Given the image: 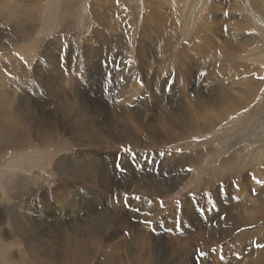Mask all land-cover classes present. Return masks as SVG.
<instances>
[{
  "label": "rangeland",
  "instance_id": "374dc122",
  "mask_svg": "<svg viewBox=\"0 0 264 264\" xmlns=\"http://www.w3.org/2000/svg\"><path fill=\"white\" fill-rule=\"evenodd\" d=\"M9 1L18 5L33 3L32 0ZM66 1L75 7L70 13L64 7ZM106 1L45 0L38 11L43 15L31 38L21 32H9L0 40V45L6 40H17V50L9 54L4 53L7 49L0 50V72L5 76L13 68L9 64L17 61L24 65L31 60L28 65L31 71L42 64L41 81L29 74L35 88L30 92L18 90L17 96L21 102H33L39 112L46 114L51 124L53 122L51 135L55 131V135H44L33 142L28 133L25 135L26 130L19 127L9 140L13 142L9 148L0 149V264H26L27 252L34 250L56 260L66 248L76 250L73 252L77 253L80 264H134L137 260L130 254L131 250L139 256L145 253L143 260L151 261L148 264H264V248L252 243L264 242V214H257L258 219L253 216L257 213L255 206L264 209L259 200L264 196V185L256 182L264 181V136H261L264 134V79H260L264 77V61L254 60L259 51L264 60L262 12L254 8L253 0ZM92 4L102 8V17H92ZM189 8H192L188 13L191 18L187 20ZM14 9L15 6H9L8 14L4 15L14 16ZM123 11L128 16L124 17ZM48 14L50 21L46 24ZM175 14L180 16L179 29L170 33L173 23L164 22ZM4 15H0V20ZM128 17L133 22H128ZM9 19L12 18L7 17L0 23V29L10 28ZM240 20L250 26L243 31L235 29ZM20 27L25 30L26 26ZM169 33L174 43L164 51L166 48L163 49L158 37L155 39L153 35L168 37ZM119 35L129 44H120L116 38ZM246 35L257 40L256 46L246 48L242 41ZM53 43H56L57 58L56 55L46 57L44 53ZM232 49L235 62L242 63L241 67L228 63ZM234 66L239 70L235 71ZM58 69L64 81H57L59 85L54 88L46 87L51 73ZM256 74L259 91L247 99L249 89L245 81L253 80ZM216 90L223 92V99L211 109L208 102ZM81 101L98 107L94 117L103 119L102 123H114L115 129L130 126L132 133L136 132L132 135L136 142H115L110 134L101 133L103 143L93 148L75 142L78 139L73 132L57 133L59 127L68 128L62 121L70 107L80 113ZM232 101L240 103L241 108L222 115ZM127 108L142 114L131 112L125 119V111L121 110ZM213 117L215 121L213 119L211 124ZM158 118L164 124L163 130ZM155 125L156 131H148ZM239 128L243 129L236 132ZM44 137L53 143L46 144ZM65 142L71 146L61 147ZM33 143L40 144L33 148ZM122 148H130L135 154L127 155ZM260 153L263 155L258 158ZM28 155L37 159L25 167ZM58 160L63 163L57 164ZM160 183L165 186L161 187ZM253 188L257 195L252 194ZM125 193L131 207L124 206ZM136 196L140 197L139 201L133 199ZM114 198H119L120 203ZM250 208L256 210L252 212ZM242 212H247L245 218ZM142 220L149 224L140 223ZM232 220L240 227L236 226L234 232L230 230ZM58 229L61 233L50 241ZM62 233L68 235L61 242ZM86 233L97 242L87 245ZM135 234L138 238L134 239ZM120 241L122 246L118 245ZM74 243L81 245H76V249ZM146 246L150 247L148 255ZM19 250L24 253L18 254ZM198 250L205 253L203 258L197 254ZM78 255L83 258L81 261ZM1 258L5 259L4 263Z\"/></svg>",
  "mask_w": 264,
  "mask_h": 264
},
{
  "label": "bare ground",
  "instance_id": "6f19581e",
  "mask_svg": "<svg viewBox=\"0 0 264 264\" xmlns=\"http://www.w3.org/2000/svg\"><path fill=\"white\" fill-rule=\"evenodd\" d=\"M36 1H39V3H36ZM41 0H32V2L33 3H30V4H27V5H18V3L17 2H12V1H9V0H0V8L1 9H3V11H1L0 12V15L2 14V15H4L7 11H6V8H8L9 6H11V5H13V6H15V9H14V16L13 15H8V16H5L4 18H2L1 20H0V23L1 22H4L5 20H6V18L8 17V18H12V19H9L10 21H8V23H9V26H10V28H6V30H4V29H0V40H2V39H5V37L3 36V34H6L7 35V33H15V32H21V33H23V34H25V36L26 37H28V38H31L33 35H34V33H35V31H36V29H35V25H37V21L38 20H40L41 19V16L43 15H41L38 11H39V8L40 7H42V5H43V3H44V1L45 0H42L43 2H40ZM99 1V0H98ZM102 1V0H101ZM108 1V0H107ZM106 1V2H107ZM181 1V0H180ZM189 2H192V1H195V0H188ZM198 1V0H197ZM105 2V1H104ZM111 2V1H110ZM253 6H254V8L255 9H258V10H260L261 12H262V15H263V17H264V0H253ZM108 3H109V1H108ZM156 3V2H155ZM181 3V2H180ZM49 4V3H48ZM99 4V3H98ZM116 4V3H115ZM160 6V5H159ZM177 6V5H176ZM64 7H65V9H67L68 11H69V13L70 12H72V10H74V5H73V3H71V2H69V1H66V5H64ZM101 8V7H100ZM100 8L98 7V6H96V5H94V4H92V6H91V15H92V17H95V18H99L100 16H101V12H100ZM179 8V7H178ZM102 9V8H101ZM192 8H189L188 10H187V15L185 16L186 17V19L188 20L189 18H191L190 16H189V11L191 10ZM50 11H52V10H50ZM102 11V10H101ZM105 11V10H104ZM147 11H149V13L151 12L150 10H147ZM160 11V10H159ZM103 12V11H102ZM155 12V11H154ZM125 13V16L124 17H126V16H128V14H127V12L126 11H123V14ZM145 13H147V12H145ZM144 13V14H145ZM7 14H8V12H7ZM104 14V13H103ZM106 14H108V13H106ZM191 14V13H190ZM146 15V14H145ZM154 15V14H153ZM72 16H74V13L72 14ZM102 17V16H101ZM179 15H177V14H175V15H173V16H171L170 18H167V21L166 22H164V24L165 23H169L170 21V23H173V24H171V27H172V30H171V32L170 33H172L173 31H175V32H177L178 31V29H179V26H178V22H179ZM146 18L148 19L149 17L148 16H146ZM154 18H155V16H154ZM153 18V19H154ZM122 19V18H121ZM129 20H131L129 17H128V22H129ZM155 20V19H154ZM12 21V22H11ZM50 21V14H48L47 15V19L45 20V23L46 24H48V22ZM132 21V20H131ZM173 21V22H172ZM127 22V23H128ZM133 22V21H132ZM162 22V23H163ZM23 25V27L24 26H26L25 27V30H21L20 28V26H22ZM167 26V25H166ZM248 26H250L249 25V23L248 22H245L244 20H240L236 25H235V29H237V30H239V31H243V30H245V29H247L248 28ZM135 27V24L133 25V27H130L131 29H133ZM157 27H158V25H157ZM160 27V26H159ZM170 27V26H169ZM162 28V27H161ZM166 28V27H165ZM148 29V28H147ZM137 30V29H136ZM251 31V30H250ZM249 31V33H251ZM167 34L168 35V37H163V35H153V37L155 38V39H157V37H158V40H159V43H160V45H161V47L164 49V48H166V49H164V51L166 50L167 51V49H169L168 47H170V46H172L173 45V43H174V39H173V37L171 36V34ZM30 34V35H29ZM175 34V33H174ZM29 35V36H28ZM117 35V34H116ZM173 35V34H172ZM147 36V35H146ZM174 36V35H173ZM8 37V36H7ZM6 37V38H7ZM148 37V36H147ZM175 37V36H174ZM117 39H118V41L120 42V44H122L123 46H126V45H128L129 44V42H127V39L123 36V35H119L118 37H116ZM112 41V40H111ZM242 41H243V43H244V45L246 46V48L247 47H249L250 45H253V46H256V43H257V40L255 39V38H253V37H251L250 35H246V36H243V38H242ZM16 43H17V40L16 39H10V40H6L5 41V43L3 42V43H1V45H0V50H3V49H7V50H4V53H6V54H9L10 52H13V51H15V50H17L18 48H17V46H16ZM26 44V43H25ZM54 44H56V43H53L52 45L51 44H49V46H50V48L48 49V47H47V50H49L47 53H44L45 54V56L46 57H50V58H53L55 55H56V58H57V54H56V52H55V50H56V47H54ZM20 45V44H19ZM227 45V44H226ZM223 46V45H222ZM224 46H225V44H224ZM223 46V47H224ZM21 47V46H20ZM222 47V48H223ZM214 49V48H213ZM260 49H262V48H259V50ZM45 50V49H44ZM226 50V49H225ZM258 50V51H259ZM27 52H29V51H27ZM26 52V53H27ZM262 52V51H261ZM233 53H234V50L232 49V55L231 54H228L229 55V57H228V59H227V61H228V63H230V64H234L235 66H242V63L241 64H237L236 62H235V57H234V55H233ZM72 54V53H71ZM74 54V53H73ZM166 54V53H165ZM259 54H260V51L257 53V54H255L254 55V60H256V61H258V62H263L264 60H262V58L263 57H261V56H259ZM178 55V54H177ZM14 55H12L11 57H13ZM32 56V55H31ZM142 56V55H141ZM144 56V55H143ZM143 56H142V58H143ZM180 56V55H179ZM73 57V56H72ZM168 57V56H167ZM253 57V56H252ZM6 58V57H5ZM55 58V57H54ZM123 58V57H122ZM146 59V58H145ZM162 59V58H161ZM164 59H166V58H164ZM168 60L170 59V56L167 58ZM167 60V61H168ZM179 60H180V58H179ZM182 60V59H181ZM218 60H219V58H218ZM223 60V59H222ZM146 61V60H145ZM217 61V60H216ZM219 62V61H218ZM30 63H31V60H30ZM30 63H27V64H22V63H20V62H14V63H12V64H9L10 65V67H13L12 69H10V70H8V74L5 76L4 75V72H0V149H3V148H9L8 146H10L12 143H10V138H11V136H12V134L14 133V130L17 128H19V127H22L23 129H24V131L26 130V133H25V135L28 133V135H29V137L28 138H30V139H32V141L34 142L35 140L37 141V138H40V140H41V138H42V136H46V135H51V125L53 124V122H52V124H51V120L49 121V119L46 117V114H41V112H39V110H38V108L35 106V104L33 103V102H31V103H29L28 101H23V102H21L20 100H18V96H17V92H18V90H24V91H26V92H30V91H32L34 88H35V86H33V83L31 82V79L29 78V74H34L35 76L34 77H36V79H37V81L38 82H40L41 81V76L43 75V70L42 69H44V68H42L41 67V63H39V65H37L36 66V68L35 69H33V71H31V69H30V67H28V65L30 64ZM54 63H56V61L54 62ZM94 63V62H93ZM163 63H164V61H163ZM165 63H166V61H165ZM181 65H182V63L181 62H179ZM215 64V63H214ZM46 65V64H45ZM54 66H56L55 64H53ZM52 65V66H53ZM76 65V64H75ZM123 65H125V64H123ZM122 65V66H123ZM150 65V64H149ZM4 67H6L5 65H3ZM48 66H49V64H48ZM51 66V65H50ZM183 66V65H182ZM235 66H234V70L235 71H237V70H239V69H235ZM245 67V66H244ZM251 67V66H250ZM249 67V68H250ZM158 68V67H157ZM182 68V67H181ZM238 68V67H237ZM247 68V67H246ZM248 68V69H249ZM251 68H253V67H251ZM51 69V68H50ZM241 69V68H240ZM247 69V70H248ZM6 70V69H5ZM47 70H48V68H47ZM153 71V70H152ZM156 71V70H155ZM160 71V70H159ZM49 72H50V70H49ZM121 73V72H120ZM48 75V74H47ZM57 75H58V77H57ZM43 77H44V75H43ZM48 77H49V75H48ZM258 74H256L255 75V77H254V79L253 80H246L245 82H246V86L248 87V89H249V92H247V94H246V97H248L247 99H249L253 94H257L258 93V88H259V84H258ZM57 81L58 82H63L64 81V77H63V75H62V73L60 72V70L58 69L57 71H55V72H53V73H51V75H50V77H49V79L46 81V83H45V86L46 87H48V88H54L56 85H59V83H57ZM37 82V83H38ZM44 82V81H43ZM61 84V83H60ZM136 84V83H135ZM43 85V84H42ZM58 87H60V86H58ZM57 87V88H58ZM63 87V86H62ZM219 89V88H218ZM226 90V89H225ZM224 90V91H225ZM60 91V90H59ZM51 92V91H50ZM58 92V91H57ZM227 92V91H226ZM225 92V93H226ZM58 93H60V92H58ZM67 93V92H66ZM55 94V93H54ZM68 94V93H67ZM19 95V94H18ZM227 96H229V94H226ZM68 97V96H67ZM30 98V97H29ZM61 98V97H60ZM59 97H58V99H60ZM83 98V97H82ZM127 98V97H126ZM211 98V100L208 102V105L211 107V109L213 108V107H215L214 106V104H216V103H218V102H221V100L223 99V92L221 91L220 92V90L219 91H215L214 93H213V95L210 97ZM234 98V97H233ZM243 98H245V97H243ZM66 99V98H65ZM186 99V98H185ZM187 99H189V98H187ZM237 99V98H236ZM252 99V98H251ZM18 100V101H17ZM23 100V99H22ZM88 100V99H87ZM172 100V99H171ZM170 100V101H171ZM227 100H230V98L229 97H227ZM232 100V99H231ZM230 100V101H231ZM60 101V100H59ZM67 101V100H66ZM176 101H177V97H176ZM225 101V100H224ZM239 101H240V99H239ZM242 101H245V100H242ZM247 101V100H246ZM62 102V101H61ZM195 102V101H194ZM241 102V101H240ZM24 103V104H23ZM38 103V102H37ZM74 103V102H73ZM167 103V102H166ZM173 103H174V101H173ZM182 103H184L183 101H182ZM188 103V102H187ZM247 103V102H246ZM58 104V103H57ZM63 104V103H62ZM65 104V103H64ZM168 104H170V103H168ZM176 104H177V102H176ZM220 104V106H221V103H219ZM219 104H218V106H219ZM248 104V103H247ZM38 105V104H37ZM59 105V104H58ZM94 105V104H93ZM96 105V104H95ZM166 105V104H165ZM184 105H185V103H184ZM183 105V106H184ZM190 105V104H189ZM189 105H187V107H189ZM243 105H245L244 103H243ZM249 105V104H248ZM11 106H12V108H11ZM78 106L80 107V113H77L78 111L77 110H74V112H73V110H72V108L70 107L69 109V111L66 113V115H65V117H64V119H63V121H62V123H65L66 124V126L68 127V128H58L57 130H56V132L57 133H62V134H66V133H74L75 134V138L76 139H78L77 141H75V142H79V143H81V142H83V144H86L87 146L89 145V146H91V147H93V148H95L97 145H100L101 143H103V141H102V134L101 133H103L104 135H106V134H110V136L109 137H111V140L112 141H115V142H127V143H135L136 141H134V140H136L135 139V136H132V135H134L133 133H132V129L131 128H129V127H127L126 125H124V126H126L125 128H123V127H121L120 129H118V127L115 129V125L113 126V124L114 123H111L112 125H109V124H104V123H102V121H103V119L102 120H97V119H95L96 117H94V114H96L97 113V111H99V110H97V108H95L94 106H92V104L90 105V103H87L86 101H81V102H79V104H78ZM170 106V105H169ZM177 106V105H176ZM175 106V107H176ZM182 106V107H183ZM218 106H217V108H218ZM191 107V106H190ZM190 107H189V109H190ZM56 108V107H55ZM58 108V107H57ZM59 108H60V106H59ZM61 108H62V105H61ZM65 108V107H64ZM73 108H76V107H73ZM180 108H181V106H180ZM239 108H241V104L240 103H236V101H232L230 104H229V107L227 108V109H225L224 111H223V113H222V115L223 114H230L231 112L233 113L234 111H236V110H238ZM188 109V108H187ZM188 109V110H189ZM215 109V108H214ZM175 110L176 111H178L179 110V108L178 107H176L175 108ZM106 111V110H105ZM125 111V112H124ZM136 111H139V110H133V111H131L130 109H124V110H121V112H124V115H125V119H127V117H129V116H127V115H129V113H131V112H133V113H135ZM256 110H254L253 111V113L255 112ZM46 113V111H43V113ZM120 112V113H121ZM147 112V111H146ZM194 112V111H193ZM218 112V111H217ZM99 113V112H98ZM116 113V112H115ZM139 113H141V111H139ZM183 113H184V111H183ZM187 113H191V111L190 112H188L187 111ZM220 113V112H219ZM142 114V113H141ZM140 114V115H141ZM148 114V113H147ZM180 114V113H179ZM200 114V113H199ZM198 114V115H199ZM218 114V113H217ZM178 115V114H177ZM181 115V114H180ZM48 116V115H47ZM127 116V117H126ZM176 116V115H175ZM175 116H174V118H175ZM185 116V115H184ZM205 116V115H204ZM208 116V115H207ZM207 116H205V118L207 119L208 117ZM116 117V116H115ZM118 117V116H117ZM136 117V116H135ZM139 117V120L140 121H143V119H141L140 117L141 116H138ZM148 117V116H147ZM147 117L145 118V119H147ZM158 117H159V115H158ZM179 117V116H178ZM186 117H189L188 115L186 116ZM203 117V116H202ZM174 118L172 119V120H174ZM183 118H185V117H183ZM193 118V117H192ZM198 118V117H197ZM199 118H200V116H199ZM226 118V117H225ZM248 118V117H247ZM101 119V118H100ZM116 119V118H115ZM145 119H144V121H145ZM187 119H189V118H187ZM213 119H214V121H215V118L213 117V118H211L210 119V122H211V124H212V121H213ZM80 120V121H79ZM130 120V119H129ZM128 120V121H129ZM160 119L158 118L157 119V122L159 121ZM167 120H169V119H167ZM60 121V120H59ZM131 121V120H130ZM163 121H165L164 119H163ZM181 121V120H180ZM200 121V120H199ZM204 121V120H203ZM160 122L161 121H159V124H160ZM166 122H168V121H166ZM170 122V121H169ZM174 122H175V120H174ZM177 122H179V121H177ZM182 122V121H181ZM181 122H180V124H181ZM185 122V121H184ZM183 122V123H184ZM146 123V122H145ZM144 123V124H145ZM163 122H161V124H162ZM172 123V122H171ZM215 123H217V122H214V124ZM131 124V123H130ZM137 124V123H136ZM160 124V125H161ZM165 124H167V123H165ZM172 124H174V123H172ZM176 124V123H175ZM179 124V125H180ZM185 124H186V122H185ZM190 124H192V123H190ZM203 124V123H202ZM208 124H209V121H208ZM213 124V125H214ZM55 125V124H54ZM53 125V126H54ZM157 125V124H156ZM152 126V127H149L148 129V131H150V129H155V131H156V129H157V126ZM160 125H158V126H160ZM164 124H162V126H161V129L160 130H163L162 129V127H164L163 126ZM241 125V124H240ZM169 126V125H168ZM167 126V127H168ZM194 126H195V124H194ZM203 126H204V124H203ZM205 126H206V120H205ZM209 126H210V124H209ZM144 127V126H143ZM170 127H172L171 126V124H170ZM200 127H202V126H200ZM213 127V126H212ZM214 128H215V126H214ZM263 129H264V123H263V127H262ZM16 129V130H17ZM159 129V128H158ZM166 129V128H165ZM169 129V128H168ZM175 129V128H174ZM188 129V128H187ZM207 129V128H206ZM211 129H213V128H211ZM243 128H239L238 130H236V132H238V131H240V130H242ZM262 129V130H263ZM135 130H139L137 127H135ZM172 130V129H171ZM158 131V130H157ZM256 131V130H255ZM54 133L52 134V135H55V131H53ZM190 131H188V133H189ZM234 132V131H233ZM23 133V132H22ZM163 133H164V131H163ZM178 133V132H177ZM191 133V132H190ZM189 133V134H190ZM174 134V133H173ZM256 136H258L259 137V133H254ZM17 135H19V133L17 134ZM51 135V136H52ZM56 135H59V134H56ZM166 135H167V133H166ZM177 135V134H176ZM184 135H186L185 133H184ZM188 135V134H187ZM186 135V136H187ZM264 136V134H262L261 133V136ZM21 136V135H20ZM50 136V137H51ZM61 136V135H60ZM60 136H59V138H60ZM63 136V135H62ZM178 136V135H177ZM186 136H185V138H186ZM16 137V136H15ZM49 137V136H48ZM48 137H44L43 138V140L46 142V144L48 143V145H51V143H53L52 142V140L54 141V137H51L50 139H52L51 140V142H50V140H49V138ZM182 137H183V135H182ZM25 137H23V140L24 141H26L25 139H24ZM27 138V137H26ZM48 138V139H47ZM63 138V137H62ZM75 139V140H76ZM105 139V138H104ZM107 139H110V138H107ZM134 139V140H133ZM177 139V138H176ZM183 139V138H182ZM181 139V140H182ZM14 140V142H15V139H13ZM57 140H58V138H57ZM19 141V140H18ZM21 141V140H20ZM19 141V142H20ZM28 141V140H27ZM26 141V142H27ZM44 141H42V142H44ZM159 141V140H158ZM258 141V140H257ZM23 142V141H22ZM45 142L43 143V144H45ZM56 142V141H55ZM74 142V141H73ZM106 142V141H105ZM16 143V142H15ZM18 143V142H17ZM36 143V142H35ZM41 143V142H40ZM39 143V144H40ZM165 142H162V144H164ZM32 144V143H31ZM39 144H34L33 143V148H34V146H37V145H39ZM76 145H77V143H75ZM82 144V145H83ZM166 144V143H165ZM164 144V145H165ZM17 145V144H16ZM65 145H67L68 146V148L71 146L69 143H67V142H65V143H63V144H61V147H64ZM79 145V144H78ZM107 145V144H106ZM109 145V144H108ZM128 145V144H127ZM159 145H161L160 143H159ZM163 145V146H164ZM42 146V145H41ZM55 146V145H54ZM102 146V145H101ZM16 147V146H15ZM17 147H18V145H17ZM16 147V148H17ZM42 147H44L45 148V146L43 145ZM50 147V146H49ZM73 147V146H72ZM99 147V146H98ZM115 147V146H114ZM47 148V147H46ZM116 148V147H115ZM60 150V149H59ZM73 150V149H72ZM1 151V150H0ZM4 151V150H3ZM67 151V150H66ZM5 152V151H4ZM90 152V151H89ZM0 153H2V151L0 152ZM177 154V153H176ZM185 154V153H184ZM180 155V154H179ZM259 155V156H258ZM257 156H258V158L259 157H261L263 154H258ZM4 156V155H3ZM176 156V155H175ZM27 158H26V160H24V166L25 167H28L30 164V162L31 161H34V160H36L37 159V156H32V155H28V156H26ZM64 157V156H63ZM14 158H16V156H14ZM68 158V157H67ZM255 158H256V155H255ZM257 158V159H258ZM62 159V158H61ZM229 159V158H228ZM227 159V160H228ZM237 158H235V160H236ZM231 161H232V159H230ZM234 160V159H233ZM63 161V160H62ZM61 160H58L56 163L58 164V163H61L62 162ZM229 161V160H228ZM231 161L228 163V164H230L231 163ZM180 162V161H179ZM36 163V162H35ZM63 163V162H62ZM225 164H226V162H224ZM234 165V164H233ZM227 166V165H226ZM173 167H175V165L173 166ZM59 168V167H58ZM68 168V167H67ZM176 168V167H175ZM9 171H10V169H8ZM181 170V169H180ZM7 171V170H6ZM89 171V170H88ZM8 172V171H7ZM9 173V172H8ZM7 173V174H8ZM240 173V172H239ZM241 173H243V172H241ZM13 176V174L12 173H10V174H8V176ZM13 178V177H12ZM79 178V177H78ZM77 178V179H78ZM84 179V178H83ZM219 179H220V177H219ZM222 179H223V177H222ZM79 180V179H78ZM163 180V179H162ZM175 180V179H174ZM89 181V180H88ZM167 181V180H166ZM169 181V180H168ZM87 182V181H86ZM154 182V181H153ZM172 183L171 184H173V186H176V185H174V183H173V181H171ZM178 182V181H177ZM177 182H176V184H177ZM132 183V182H131ZM144 183V182H143ZM164 183V182H163ZM155 184H157V182H155ZM165 184H167V183H165ZM168 184H169V182H168ZM73 185V184H72ZM90 185H92V184H90ZM117 185V184H116ZM127 185V184H126ZM158 185H159V183H158ZM160 185H162L161 183H160ZM170 185V184H169ZM163 186H165L164 184L161 186V187H163ZM155 187H157V186H155ZM160 187V186H159ZM160 187V188H161ZM238 187V186H237ZM160 188H158V189H160ZM165 188V187H164ZM166 188H168V186L166 187ZM169 188H170V186H169ZM160 190H164V189H160ZM167 190V189H166ZM171 189H169V191H170ZM173 190V189H172ZM171 190V191H172ZM159 191V190H158ZM157 191V192H158ZM162 192V191H161ZM163 192H165V190L163 191ZM167 193H169L168 191H166ZM99 194V193H98ZM159 194V193H158ZM11 196V195H10ZM9 196V197H10ZM21 196H23V195H21ZM162 197H163V195H162ZM259 200H260V204L262 205V207H264V196L262 195V196H260V198H259ZM189 203V202H188ZM188 205V204H187ZM160 206V205H159ZM189 206V205H188ZM239 206H240V204H239ZM161 207V206H160ZM162 208V207H161ZM254 208V207H253ZM253 208H250L251 209V211L253 212V210H256V212L257 213H254V215L253 216H255L254 217V219L256 218V219H258L257 218V214H264V209H262L260 206H255V208L256 209H253ZM16 209H18V208H16ZM170 209V208H169ZM240 209H241V207H240ZM237 210V209H236ZM248 210V209H247ZM235 211V210H234ZM243 211V210H242ZM159 212V211H158ZM255 212V211H254ZM243 213V212H242ZM245 213V216H244V218L246 217V213L247 212H244ZM243 213V214H244ZM238 214V213H237ZM236 215V214H235ZM261 215V216H262ZM80 216V215H79ZM238 216V215H237ZM259 216V215H258ZM264 216V215H263ZM239 217V216H238ZM260 217V216H259ZM242 218L243 217H241V220H242ZM264 218V217H263ZM233 219H235V218H233ZM251 219V218H250ZM254 219H251V220H254ZM35 220V219H34ZM85 220V219H84ZM220 220V219H219ZM244 220V219H243ZM246 220H248L247 218H246ZM262 220H264V219H262ZM261 220V221H262ZM233 221V220H232ZM229 222V221H228ZM234 222V221H233ZM243 222L244 221H242V226H243ZM254 222H256V221H254ZM4 223V222H3ZM247 222L245 221V224H246ZM260 223V222H259ZM64 224V223H63ZM256 224H257V222H256ZM2 225V224H1ZM4 225V224H3ZM52 225V224H51ZM60 225V224H59ZM23 226V225H22ZM47 226V225H46ZM58 226V225H57ZM239 227L238 225H236V223L234 222L233 224H232V226L230 227V228H232V229H230L232 232H234L235 230H236V228L235 227ZM246 226V225H245ZM5 227V226H4ZM37 227V226H36ZM82 227V226H81ZM244 227V226H243ZM247 227H248V225H247ZM63 228V227H62ZM64 228H66V227H64ZM211 228V227H210ZM240 228V227H239ZM1 229H3V226H2V228ZM5 229H6V227H5ZM78 229V228H77ZM212 229V228H211ZM26 230V229H25ZM46 230V229H45ZM72 230V229H71ZM75 230V229H74ZM79 230V229H78ZM2 231V230H1ZM12 231V230H11ZM66 231H67V229H66ZM230 231V232H231ZM31 232H33V230L31 231ZM208 232V231H207ZM211 232L212 233H214L215 234V232L213 231V230H211ZM231 232V233H232ZM38 233V232H37ZM44 233V232H43ZM61 233V230L60 229H58V231L52 236V237H50L49 238V240L51 241L52 240V238L53 237H57L56 235H58V234H60ZM39 234V233H38ZM37 234V235H38ZM50 234V233H49ZM63 234V233H62ZM67 234V233H66ZM66 234H63V236H62V238H61V242L65 239V237H67L66 236ZM219 234V233H218ZM29 235H31V234H29ZM33 235V234H32ZM40 235V234H39ZM68 235V234H67ZM141 235V234H140ZM224 235V234H223ZM16 236V235H15ZM42 236V235H41ZM40 236V237H41ZM44 236V235H43ZM42 236V237H43ZM221 235H219V237H220ZM12 237V236H11ZM48 237V236H47ZM59 237V236H58ZM61 237V236H60ZM59 237V238H60ZM70 237V236H69ZM135 237H137L138 238V236H136V234H135V236L133 237L134 239H135ZM222 237V236H221ZM225 237V236H224ZM29 238V237H28ZM31 238V237H30ZM30 238H29V240H30ZM116 238V237H115ZM218 238V237H217ZM17 239V238H16ZM36 239V238H35ZM55 239V238H54ZM53 239V240H54ZM81 239H83V238H81ZM85 239V238H84ZM102 239V238H101ZM34 240V239H33ZM73 240V239H72ZM86 243H87V245H88V243H91V242H97L96 241V238H93V237H91L90 235H89V233L87 234L86 233ZM143 240H145V239H143ZM27 241V240H26ZM32 241V240H31ZM57 241V240H56ZM2 242V241H1ZM33 242H35V241H33ZM40 242V241H39ZM72 242V241H71ZM137 242V241H136ZM145 242V241H144ZM68 243V242H67ZM73 243V242H72ZM71 243V244H72ZM76 243V242H75ZM75 243H74V246H75V248H76V245H81L80 243H78V244H76L75 245ZM82 243H84V246H85V242H82ZM154 243V242H153ZM152 243V244H153ZM1 244V243H0ZM29 244H31V242L29 243ZM65 244V243H64ZM70 244V243H69ZM39 245H41V243L39 244ZM67 245V244H66ZM98 245V244H97ZM118 245H120V246H122V242L120 241L119 243H118ZM144 245H145V243H144ZM151 245V244H150ZM91 246V245H90ZM134 246V245H133ZM152 246V245H151ZM38 247V246H37ZM95 247V246H94ZM153 247V246H152ZM156 247V246H155ZM96 248V247H95ZM127 248H130V247H127ZM154 248V247H153ZM77 249V248H76ZM89 249V248H88ZM152 249V248H151ZM2 250V249H1ZM73 250H75L74 248L72 249V248H66V249H64V252L62 253V254H58V256H57V259L56 260H50L49 258H48V255H45V254H38V253H36V252H34V251H37V250H34V251H28L27 252V256H25V254H23V256H25V260H26V264H80V263H78V261H77V258H76V254H74V252H73ZM81 250V249H80ZM79 250V251H80ZM91 250V249H90ZM89 250V251H90ZM103 250V249H102ZM129 250V249H128ZM242 250V249H241ZM3 251V250H2ZM22 251V250H21ZM21 251L19 250V251H17L18 252V254H19V252H20V254L22 255V253H24V252H22L21 253ZM40 251V250H39ZM76 251V250H75ZM95 251V250H94ZM1 252V251H0ZM62 252V251H61ZM86 252V251H85ZM146 254L148 255V252H150V247H149V249H147V246H146ZM240 252V251H239ZM5 253V252H4ZM8 253H10V255H11V252H6V254H8ZM43 253H45L44 252V250H43ZM82 253V252H81ZM139 253H142V252H138V254ZM17 254V253H16ZM15 254V255H16ZM130 254L134 257V258H136V262L134 263V264H148V262H151V261H148L147 263H145L144 261L145 260H143V256L145 255V253H142V254H144L143 256H142V254L139 256V255H136V252L135 251H132L131 250V252H130ZM9 255V256H10ZM80 255V254H79ZM78 255V258L80 257ZM84 255V254H83ZM185 255V254H184ZM19 256V255H18ZM85 256H87V255H85ZM30 259V260H28V258ZM83 257V256H82ZM81 257V258H82ZM147 257V256H146ZM151 257V256H150ZM12 258V257H11ZM19 258V257H18ZM145 258V257H144ZM148 258V257H147ZM2 259V261H3V258H1ZM14 259H15V257H14ZM80 259V258H79ZM78 259V260H79ZM83 259V258H82ZM82 259H80V261L82 260ZM7 260V259H6ZM148 260V259H147ZM152 260V259H151ZM4 261H5V259H4ZM4 261H3V263H4ZM14 261V260H13ZM79 261V262H80ZM153 261V260H152ZM19 262V261H18ZM83 262V261H82ZM94 263H96V262H94ZM12 264V263H11ZM150 264V263H149ZM175 264V263H174ZM239 264V263H238Z\"/></svg>",
  "mask_w": 264,
  "mask_h": 264
},
{
  "label": "snow or ice",
  "instance_id": "6c2138e0",
  "mask_svg": "<svg viewBox=\"0 0 264 264\" xmlns=\"http://www.w3.org/2000/svg\"><path fill=\"white\" fill-rule=\"evenodd\" d=\"M225 31H227V29L225 28L224 29ZM260 79H264V77H260ZM122 151H124L127 155H134L135 153L132 152V150L130 148H122L121 149ZM187 171H191V169H187ZM258 184H262L264 185V181H256ZM252 194L253 195H257V192H256V189H252ZM115 199V202L116 203H120V200L119 198H114ZM133 199L139 201L140 200V197L139 196H136V197H133ZM159 204L161 207L164 206V202L161 200L159 201ZM124 206L125 207H131V203H130V200H129V197L127 195V193H125L124 195ZM224 218V217H223ZM140 223H143V224H149V222L147 220H142V221H139ZM240 231H246V229H240ZM252 243L257 247V248H264V242H256V241H252ZM197 254L201 256V258H203V256L205 255V253H202L200 252L199 250L197 251Z\"/></svg>",
  "mask_w": 264,
  "mask_h": 264
}]
</instances>
